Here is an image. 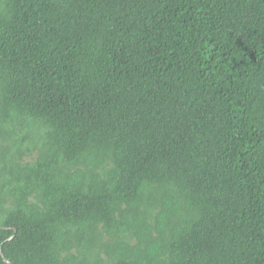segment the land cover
<instances>
[{
  "label": "trees",
  "instance_id": "obj_1",
  "mask_svg": "<svg viewBox=\"0 0 264 264\" xmlns=\"http://www.w3.org/2000/svg\"><path fill=\"white\" fill-rule=\"evenodd\" d=\"M0 252L264 264V0H0Z\"/></svg>",
  "mask_w": 264,
  "mask_h": 264
},
{
  "label": "water",
  "instance_id": "obj_2",
  "mask_svg": "<svg viewBox=\"0 0 264 264\" xmlns=\"http://www.w3.org/2000/svg\"><path fill=\"white\" fill-rule=\"evenodd\" d=\"M13 238V236L12 237H10L9 238V240H11ZM0 254H1V252H0ZM1 257H2V259H3V262L5 263V264H9L7 261H6V259L3 257V255L1 254Z\"/></svg>",
  "mask_w": 264,
  "mask_h": 264
}]
</instances>
